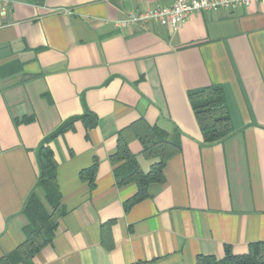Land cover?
<instances>
[{"label": "crops", "instance_id": "0c3cea01", "mask_svg": "<svg viewBox=\"0 0 264 264\" xmlns=\"http://www.w3.org/2000/svg\"><path fill=\"white\" fill-rule=\"evenodd\" d=\"M167 4L0 0V258L25 238L30 195L52 211L37 185L38 146L86 111L94 127L77 119L47 143L60 206L51 241L30 264H195L198 255L223 257L226 246L264 248V0L192 13L176 29L114 25ZM209 85L223 89L233 128L214 143L202 141L187 96ZM138 119L180 152L126 210L137 188L116 186L109 156ZM128 147L144 173L158 162L137 140ZM94 163L90 185L80 172Z\"/></svg>", "mask_w": 264, "mask_h": 264}, {"label": "trees", "instance_id": "16d2710c", "mask_svg": "<svg viewBox=\"0 0 264 264\" xmlns=\"http://www.w3.org/2000/svg\"><path fill=\"white\" fill-rule=\"evenodd\" d=\"M188 100L198 124L202 141L214 143L222 140L232 132V124L223 89L219 85H209L187 92ZM80 119L86 128L96 125V117L89 111L80 117H72L64 121L55 131L45 136L36 151L38 164L37 185L45 193L46 202L51 207L48 213L32 194L25 206L28 225L24 229L25 238L14 250L0 258V264H16L24 262L30 264L31 258L47 245L56 228V215L60 206V193L56 178L57 164L48 141L65 130L71 128L73 122ZM30 118H23L21 122H28ZM137 140L141 145V154L146 157H157L158 162L153 164L147 173H144L134 154L129 150V143ZM180 152L177 140H169L168 134L157 126L150 125L143 119L130 124L120 130L116 138V150L109 156L113 166V177L116 186L129 183L136 185V193L126 200L124 206L129 209L135 203L147 196V187L151 183H160L163 180L162 170L166 161ZM95 163L80 172L82 179H88L93 184ZM195 264H264V248L261 243L249 244L244 254H233L229 247H225L224 255L216 258L212 255H198Z\"/></svg>", "mask_w": 264, "mask_h": 264}, {"label": "built area", "instance_id": "2783aa9c", "mask_svg": "<svg viewBox=\"0 0 264 264\" xmlns=\"http://www.w3.org/2000/svg\"><path fill=\"white\" fill-rule=\"evenodd\" d=\"M253 1L257 0H169L167 5H156L147 10L128 13L123 18L114 20V25L126 28L154 21L160 26H171L176 29L192 13L236 9L247 6ZM63 11L70 13L67 10Z\"/></svg>", "mask_w": 264, "mask_h": 264}]
</instances>
